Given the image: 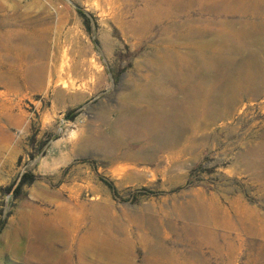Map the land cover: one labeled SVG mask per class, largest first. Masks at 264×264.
<instances>
[{"label":"rangeland","instance_id":"rangeland-1","mask_svg":"<svg viewBox=\"0 0 264 264\" xmlns=\"http://www.w3.org/2000/svg\"><path fill=\"white\" fill-rule=\"evenodd\" d=\"M121 2L69 0L67 23L58 0H0V264H264V74L220 99L264 45H206L264 19ZM174 47L191 57L168 71L155 58Z\"/></svg>","mask_w":264,"mask_h":264},{"label":"bare ground","instance_id":"bare-ground-1","mask_svg":"<svg viewBox=\"0 0 264 264\" xmlns=\"http://www.w3.org/2000/svg\"><path fill=\"white\" fill-rule=\"evenodd\" d=\"M121 1L122 0H107L108 2L107 4H109L111 8H114L116 4H117L116 7L118 6V4L120 7L122 3ZM157 3L158 4L156 6H158L159 11L163 15H168V14L170 15L175 11L183 10L185 8L186 9L192 8L193 6H198V7L204 6L207 9H210L211 11L218 13V15L216 16L217 18H215V21H217L223 27H227V26L232 27L236 25L237 24V22L235 21L236 17L246 18L249 16V17L264 19V16H261L262 12H264V0H157ZM238 23H239L238 24L239 29L236 32H232L230 30L225 31L222 29V31L225 33L221 35L220 37L221 41L216 42L215 39H212L211 41H208L206 45L215 46L216 43L219 44L220 48H223L227 56L229 57L235 55L234 49L236 48L237 45L242 47H248L251 44L264 45V21L238 22ZM118 24L121 27H123V29L135 27V24L130 22H118ZM147 25L148 23H142L141 27L144 28L147 27ZM186 34H187L186 35L187 38L194 37V38L204 39L203 36L205 35V32H203V30L193 31V32L187 31ZM250 35L255 37L252 43H248V41L243 40V38H248ZM183 36H185V34ZM236 39L241 40V42L240 41L238 42V40ZM174 40L176 39L173 37L167 38L168 43L172 45L175 43ZM194 52L203 54L205 56L209 54L207 51L203 50L202 48L201 49L198 48L197 50L194 49ZM189 57H191L190 53L185 51L179 53L177 48L174 47L171 53H167L166 51H163L158 55V58L155 59L156 62H158V65L159 66L161 65V68L167 69L169 71L172 67L171 63L174 61V58H176L178 62L181 61L183 62L184 60L185 61L188 60ZM193 58L194 57L190 58V60H192ZM212 61H214L216 65L217 62L215 60ZM74 69L76 71V68ZM222 72L227 75L228 73H230L229 71L228 72L222 71ZM234 72H235L234 77H230L228 75L229 77H227L226 79V87L223 90V93L220 94L221 103L223 107H225L227 110L234 108V105L237 102V95H238L237 91H239L240 89L251 87L250 89L251 92L254 95L256 94L257 92L256 81L263 76L264 66L262 64L255 63L254 60L245 59L243 60L242 66H240ZM153 122L158 128L163 127L164 125L165 127H167V124L165 123V120L164 118H162V116L160 119H155ZM180 136H181L180 134H174L172 132L157 134V137L161 139V142L167 144L168 147H171V145L173 146L174 143L173 141H176L175 139H178ZM187 215H189V217H193V218H197L198 220H201L203 213L202 211L200 212V210L197 207L194 208L189 207L187 211ZM249 223H250L249 224L250 228H253L255 222L253 220L252 221L250 220Z\"/></svg>","mask_w":264,"mask_h":264},{"label":"crops","instance_id":"crops-1","mask_svg":"<svg viewBox=\"0 0 264 264\" xmlns=\"http://www.w3.org/2000/svg\"><path fill=\"white\" fill-rule=\"evenodd\" d=\"M58 3L61 4V6L63 7V9L65 10L67 19L66 22L69 23L70 21L73 23L79 19H77V14L76 12L69 7L68 3L69 0H58ZM67 159L66 157H62V159L60 160H52L49 164H47V172L50 171H54L55 169L60 168V166L62 165L63 162H65Z\"/></svg>","mask_w":264,"mask_h":264},{"label":"trees","instance_id":"trees-1","mask_svg":"<svg viewBox=\"0 0 264 264\" xmlns=\"http://www.w3.org/2000/svg\"><path fill=\"white\" fill-rule=\"evenodd\" d=\"M32 180H33V175H29L26 173L24 175H22L16 189L14 190V193H15L14 196H17V194L20 193V189H21L22 185L29 184L32 182Z\"/></svg>","mask_w":264,"mask_h":264}]
</instances>
